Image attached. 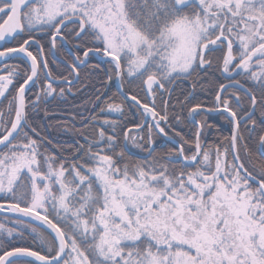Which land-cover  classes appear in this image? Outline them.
<instances>
[{
    "label": "snow or ice",
    "instance_id": "6c2138e0",
    "mask_svg": "<svg viewBox=\"0 0 264 264\" xmlns=\"http://www.w3.org/2000/svg\"><path fill=\"white\" fill-rule=\"evenodd\" d=\"M0 264H264V0H0Z\"/></svg>",
    "mask_w": 264,
    "mask_h": 264
},
{
    "label": "trees",
    "instance_id": "16d2710c",
    "mask_svg": "<svg viewBox=\"0 0 264 264\" xmlns=\"http://www.w3.org/2000/svg\"><path fill=\"white\" fill-rule=\"evenodd\" d=\"M181 87H184V86L182 85ZM84 95H87V93H85ZM82 102H83L82 97L79 94L75 98L69 96L68 97V104H59V107L57 106L58 101L53 102L51 107L56 112V116H54L52 118L51 122L53 124V127L50 129V131H51V135L54 138V140L59 141L61 143H71V141L73 139L71 133H65L63 131V129L55 128L54 125H55L56 120H63L64 119L63 114L60 111V109L70 108V107L71 108H78L82 104ZM40 115L42 117L43 113H41ZM43 122L45 124L49 123L48 120H44ZM77 127H79L78 124H77Z\"/></svg>",
    "mask_w": 264,
    "mask_h": 264
}]
</instances>
